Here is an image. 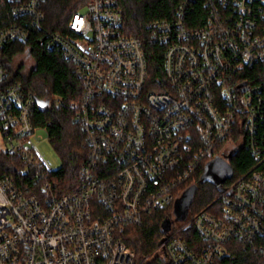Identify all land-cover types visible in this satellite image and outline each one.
<instances>
[{
    "label": "built area",
    "instance_id": "2783aa9c",
    "mask_svg": "<svg viewBox=\"0 0 264 264\" xmlns=\"http://www.w3.org/2000/svg\"><path fill=\"white\" fill-rule=\"evenodd\" d=\"M45 2L0 0V264H215L236 247L264 250V0H179L146 40L125 34L118 0H88L64 36L45 28ZM145 41L161 49V79ZM33 44L72 64L82 87L74 121L87 154L67 191L36 147L50 137L15 63L33 66ZM239 149L252 166L221 187L219 207L172 225L138 262L124 230Z\"/></svg>",
    "mask_w": 264,
    "mask_h": 264
},
{
    "label": "trees",
    "instance_id": "16d2710c",
    "mask_svg": "<svg viewBox=\"0 0 264 264\" xmlns=\"http://www.w3.org/2000/svg\"><path fill=\"white\" fill-rule=\"evenodd\" d=\"M88 0H46L43 9L46 14L45 28L51 32L65 35V23L81 5ZM124 20L125 34L146 40V25L155 20L171 19L179 0H118ZM203 10L194 6L191 18H201ZM145 52L148 59V73L151 80H158L162 75L161 49L145 41ZM24 45H16L14 51H8L10 60L15 54L22 53ZM32 70L29 73L25 88L45 103L35 112L36 125L45 126L50 137V144L60 159V166L54 179L62 185L63 191L73 188L77 181L78 170L86 157L85 137L80 125L74 121L81 99V84L75 78L74 67L64 62L57 51L47 52L40 44L31 45ZM61 100V103L58 102ZM232 176L221 186L211 182H200L203 173L201 168L194 179L189 180L175 194L174 201L165 209L148 213L140 226L128 227L120 236L124 244L132 250L138 262L152 254L163 236L162 225L170 220L175 224L174 204L182 192L196 184L197 191L187 211L186 220L198 213L219 207L218 198L221 187L232 183L246 173L252 166V159L245 149H239L229 159ZM182 222H178L177 225ZM192 239L195 236L192 234ZM140 264H151L141 263ZM215 264H264V250L252 253L239 247Z\"/></svg>",
    "mask_w": 264,
    "mask_h": 264
},
{
    "label": "water",
    "instance_id": "95a60500",
    "mask_svg": "<svg viewBox=\"0 0 264 264\" xmlns=\"http://www.w3.org/2000/svg\"><path fill=\"white\" fill-rule=\"evenodd\" d=\"M37 104L40 107L45 106V103L41 100H37ZM233 153H229L224 157H216L215 159L208 162L203 169L200 182H211L217 186H221L225 181L230 179L232 176V168L229 164V159ZM197 191V185L193 184L186 188L180 197L175 201L174 204V220L173 222H184L187 216V211ZM171 221L166 220L162 225V232L166 234L171 227ZM163 239L160 241L162 242Z\"/></svg>",
    "mask_w": 264,
    "mask_h": 264
},
{
    "label": "rangeland",
    "instance_id": "374dc122",
    "mask_svg": "<svg viewBox=\"0 0 264 264\" xmlns=\"http://www.w3.org/2000/svg\"><path fill=\"white\" fill-rule=\"evenodd\" d=\"M78 11L80 12H85V9L83 7H79ZM22 61H24V64L26 65L24 68L28 72V74L31 72L32 67L29 66V62L25 60L23 57H18L15 60V63L22 65ZM27 74V75H28ZM43 139L39 144L36 145L40 155L47 161H50L54 167H59L60 166V159L57 156L55 150L51 146V144L46 140V138L43 136Z\"/></svg>",
    "mask_w": 264,
    "mask_h": 264
},
{
    "label": "flooded vegetation",
    "instance_id": "af4514ba",
    "mask_svg": "<svg viewBox=\"0 0 264 264\" xmlns=\"http://www.w3.org/2000/svg\"><path fill=\"white\" fill-rule=\"evenodd\" d=\"M176 224L178 223V222H175Z\"/></svg>",
    "mask_w": 264,
    "mask_h": 264
}]
</instances>
